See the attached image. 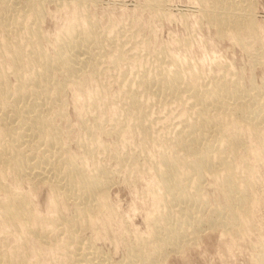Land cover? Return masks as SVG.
<instances>
[{
  "label": "bare ground",
  "instance_id": "6f19581e",
  "mask_svg": "<svg viewBox=\"0 0 264 264\" xmlns=\"http://www.w3.org/2000/svg\"><path fill=\"white\" fill-rule=\"evenodd\" d=\"M59 1L63 4L66 0ZM88 1L95 0L78 2L83 7L79 14L83 12L85 26L72 24L64 28L54 40L55 51L50 53L41 46L45 37L40 30L45 0H0V67H3L0 68V264H31L34 253L28 245L32 239L46 248L55 245L61 249L60 253L64 248L57 264H164L162 259L168 248L183 246L203 224L219 225L224 232L233 227L237 234L249 231L247 227L254 220L252 210L258 203L250 195L256 180L251 175V166L264 159V82L247 87L237 77L218 80V75H214L215 79L206 80L205 84L191 61L160 51L155 66L139 69L133 81L123 71L120 73L125 97L119 103L132 119L113 122V131L120 138L134 131L140 133L143 149L139 151L148 150L151 143L163 148L162 153L158 151L161 153L158 161L146 164L153 169L158 185L155 191L158 208L146 220L149 233L139 234L141 237L129 243L124 257L117 263L110 262L93 245V240L91 243L79 235V230L95 228V222L103 225L105 220L101 218L106 219L112 211L105 193L114 174L96 156L107 148L98 132L103 133L104 127L95 123L85 128L86 138L77 139L82 153L78 158L69 149L67 139H62V127L54 121L59 114L64 115L62 95L69 85L82 93L89 81H98L106 68L102 62L108 56L107 46L112 49L108 59L113 64L119 65L125 56L124 37H118L121 32L118 36L114 34L117 41L114 35L101 30L97 21L85 15ZM198 1L202 5L201 15L218 32L233 33L239 45L244 35L251 39L257 36L251 11L254 7L250 8L252 0ZM163 2L147 0V5L161 15ZM6 62L8 68L3 66ZM9 76H13L12 82ZM148 100L161 104L175 102L185 110L184 117L177 119V127L166 139L159 141L152 135L157 123L150 115ZM51 108L55 109L51 111ZM131 155L132 160H128L137 168L140 158ZM250 156L256 158V163ZM116 159L119 165L125 161L122 154L116 155ZM206 178L222 192L225 199L222 204L220 201L213 206L208 204L203 195ZM24 182L31 188L37 183L48 185L49 199L51 195L48 203L53 205L55 214L47 215L49 218L38 214L29 196L18 188ZM66 203L73 206L69 214L64 211L67 215L61 213ZM170 206L176 210L170 212ZM46 223L50 229L43 228ZM190 233L194 235L189 236ZM8 235L16 238L17 244L13 241L16 245H6ZM92 236L89 237L95 239ZM44 250L38 251L42 255ZM259 258L264 261V253Z\"/></svg>",
  "mask_w": 264,
  "mask_h": 264
},
{
  "label": "rangeland",
  "instance_id": "374dc122",
  "mask_svg": "<svg viewBox=\"0 0 264 264\" xmlns=\"http://www.w3.org/2000/svg\"><path fill=\"white\" fill-rule=\"evenodd\" d=\"M85 1L82 0V2ZM252 1L250 8L254 7V10L251 8V11L256 20L258 34L255 39L244 35L241 45L238 44L239 42L233 33L226 32L227 34H222L218 32L217 27L201 15L200 7L202 5L198 0H164V12L161 15L155 14L154 9L147 5V0H95L86 3L85 15L89 19L97 21L101 30L111 36L114 34L118 36V32H121L118 37H121L120 39L124 37L122 47L125 56L123 62H119V65L113 64L108 59L113 52L107 46L108 56L105 55L102 62L106 68L99 76L98 81H89L87 89L83 90L82 93L80 92L81 94L74 85L73 87L69 85L62 95L64 97L62 106L64 115L59 114L54 122L62 127V139L64 141L67 139L69 149L74 152L73 154H77L78 158L82 154L78 140L81 139L80 137L83 136L84 138L86 136L87 127L95 123H99L100 126L104 127H101L103 133L100 130L98 132L99 134L101 132V134L98 135L107 148L103 151L100 150L101 152H98L96 156H98L97 160L108 167L110 171L112 170L114 174L105 193L112 211H110L109 216L104 217L106 219L101 218L103 222L105 220V223H102L103 225H100L99 222H97L99 225H95L96 222L94 223L93 227L95 228L93 229H96L97 233L92 227L79 230L78 233L83 239L87 240L88 238L90 242L93 240V245L100 248L104 255L110 258V262L117 263L119 259L121 260L128 248L127 245L136 241L135 238L138 236L146 235L148 231L149 224L146 220L158 208V200L155 197L158 185L155 182L156 175L153 169L146 164L158 161L163 149L162 146L151 143L148 150L147 148L142 150L143 147L140 146L142 142L140 141L142 140L141 135L137 131L123 135L121 138L113 131L115 120L121 119L125 122H131L132 119L124 106L119 103L125 97L123 89H121L123 87L119 79L120 73L123 71L126 77L133 81L139 69H152L157 63L155 58L158 52L166 51L176 58L191 61L190 64L198 68L201 75H199L200 79L202 77L205 84L206 80L209 82V79L213 80L218 75V78H216L218 80L237 77L247 87L262 85L264 82V0ZM78 2L80 3V0H66L63 4H60L59 0H45L40 27L42 34L46 37L41 43L45 50L50 53L55 51L56 44L54 40L64 28L72 24L85 26L86 19L82 17L83 12L79 14V11H81L79 9L83 10V7ZM26 20L28 21V18ZM122 33L123 36H121ZM115 35L113 37H116L118 41ZM246 37H248V41L245 40ZM244 41L248 43L245 44ZM260 57L263 58L259 59ZM7 62L3 65L6 68H8ZM168 67H170L169 64ZM8 79L10 82L14 80L13 76H9ZM137 92L142 96L143 93L140 90ZM99 96L100 99H98ZM149 100L147 105L149 112L152 113L150 115L152 120H155L154 123H157L152 128V135L154 139L159 141L160 139H166L167 136L172 135L173 129L177 127L178 124L175 122L184 117L185 112L183 111L185 110L175 102L166 104L157 102V104L156 101ZM103 102L104 104H102ZM54 109L51 108V111ZM105 128L109 132H105ZM85 130L86 132H84ZM251 138L252 136L248 140L253 142L254 139ZM140 148H142L141 151H139ZM141 153H144L143 156ZM121 154L125 157V161L119 165L116 155ZM130 155L140 158L137 162L140 167L137 166L135 169L131 165L132 158ZM145 155L147 156L145 158L150 160L144 159ZM250 157L253 159L250 158V160L253 162L255 159L253 163H256V158L254 156ZM128 158H131V160H128ZM252 162L250 163L252 164ZM251 167L253 169L251 175L256 180L251 177L255 180L253 182L255 186L253 185L250 195L256 197L258 203L255 201L257 204L252 210V219L254 220L247 227L249 231L246 230L247 232L244 234L239 231L240 233L237 234L238 231L233 227L224 232L225 230H222L219 225L209 227L208 224H203L196 235L189 234V236H194H190V239L187 240L188 243L185 241V244H181L183 246L176 249L168 248L165 258L162 259L164 264H264V261L261 262L259 258V255L264 253V159H261V162L259 161L257 164H252ZM203 183V195L210 206L225 200L222 197L223 195L220 194L222 192L214 186L216 183L212 184L210 178H206ZM43 184L37 183L35 188H31L24 182L21 184L22 186L18 187L21 191L17 187L15 189L17 188L24 195L27 194L28 199L32 201L31 203L35 204L37 212L39 211L38 214H43L45 216H42L47 218L51 214H55V209L50 204L51 195L49 199L50 190L48 185ZM71 206L69 203L62 205L64 210L61 208V213L65 214L64 211L68 212L67 214L72 212L73 206ZM169 210L173 212L176 207L170 206ZM48 224L46 223L45 226L47 227L43 226V228L50 229ZM95 234L97 235L95 236ZM240 234L243 235L239 236ZM90 235H94L95 239L89 237ZM121 237L125 238L126 241ZM5 238H7V246L17 244L16 238L12 235ZM8 240L12 243H8ZM32 242H34V245L31 244ZM36 244L32 239L28 245L32 247V249L31 247L28 248L29 251L32 250L31 253H34V256H32L33 254H31L32 257L30 256L32 260L34 259L33 262L30 261L31 264H35L34 261L36 262V260H38L36 264H53V262L57 264V257L59 259L63 257L62 255L60 257V254H63L64 248L60 253L61 249H58L55 245H47L46 248L43 244L39 246L40 243L37 241ZM42 246L46 249L44 250ZM33 248H39L38 250H44L46 253L42 252L41 255V251ZM35 252L39 255L36 257L37 259L35 258L37 255ZM50 260L53 262L49 263Z\"/></svg>",
  "mask_w": 264,
  "mask_h": 264
}]
</instances>
